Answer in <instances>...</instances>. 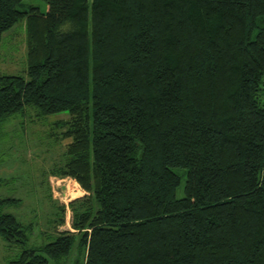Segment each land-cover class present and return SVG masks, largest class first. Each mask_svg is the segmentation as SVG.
<instances>
[{
    "label": "trees",
    "instance_id": "16d2710c",
    "mask_svg": "<svg viewBox=\"0 0 264 264\" xmlns=\"http://www.w3.org/2000/svg\"><path fill=\"white\" fill-rule=\"evenodd\" d=\"M43 1L0 0L27 64L0 74V126L66 113L45 177L85 194L76 232L41 245L0 195V237L22 246L8 264H264V0Z\"/></svg>",
    "mask_w": 264,
    "mask_h": 264
},
{
    "label": "rangeland",
    "instance_id": "374dc122",
    "mask_svg": "<svg viewBox=\"0 0 264 264\" xmlns=\"http://www.w3.org/2000/svg\"><path fill=\"white\" fill-rule=\"evenodd\" d=\"M22 3L24 9L37 7L41 12H46L47 6L43 0H22ZM26 69L25 22L18 21L0 38V74L26 75ZM65 116L66 113L61 112L40 118L31 109L26 115L11 117L0 126V179L3 181L0 195L19 199L6 210L23 223H31L29 245H41L52 240L55 231L76 232L71 226L72 210L69 204L72 199L84 195V190L72 177H45L53 163L64 161L63 152L69 140L59 138L58 129L52 123ZM40 181H44L48 188L43 192L42 187L38 188ZM182 186L183 179L176 189L177 197L183 195ZM58 206L64 207V222L54 226L52 220L59 218ZM21 248L20 243L0 237V264H8ZM72 257L65 258L63 263L68 264ZM48 264L59 263L49 260Z\"/></svg>",
    "mask_w": 264,
    "mask_h": 264
}]
</instances>
